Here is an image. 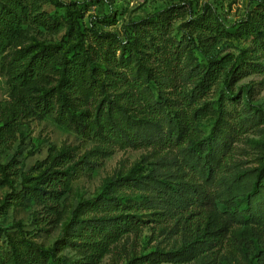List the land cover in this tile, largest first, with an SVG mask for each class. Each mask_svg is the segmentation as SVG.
<instances>
[{
	"label": "trees",
	"instance_id": "16d2710c",
	"mask_svg": "<svg viewBox=\"0 0 264 264\" xmlns=\"http://www.w3.org/2000/svg\"><path fill=\"white\" fill-rule=\"evenodd\" d=\"M37 11L34 1L0 0V69L9 85L8 98L0 109V143L15 138L20 121L53 113L55 123L95 144L77 159L75 147L53 149L47 162L37 167L36 176L21 175L19 191L7 194L0 213L8 204L35 203L39 230L48 232L62 219L60 202L80 170L90 176L97 161L126 148L150 147L154 155L175 150L177 155V173L171 184L155 177L144 181L132 172L118 174L98 196L78 203L51 251L7 233L9 251L0 255V264H47V252L71 248L78 255L74 264H99L124 236H138L146 224L159 222L161 212L153 209L154 198L176 208L193 204L195 195L209 198L208 184L226 166L228 145L237 129L222 100L209 134L201 137L199 125L208 112L202 100L227 65L226 99L235 97L230 87L235 80L249 73L264 75V62H260L264 58V0L254 1L233 33L248 40L249 46L236 55L208 58L203 66L170 36L172 20L182 16L180 7L165 8L132 23L124 40L92 29L78 33L69 56L59 45L29 36L33 27H52ZM183 26L204 57L227 34L217 16L206 9ZM255 112L259 120L264 118L263 111ZM260 146L252 185L247 189L235 180L228 192L230 199L234 190L242 193L240 198H225L227 209L221 213L185 211L180 218L190 238L187 243L171 253L159 250L133 257L128 264H159L161 255L174 264H207L209 252L224 246L234 218L259 215L252 204L264 194V140ZM13 160L0 165V182L14 174ZM150 210H154L153 217L143 219L140 213ZM247 264H264V250L256 246Z\"/></svg>",
	"mask_w": 264,
	"mask_h": 264
},
{
	"label": "rangeland",
	"instance_id": "374dc122",
	"mask_svg": "<svg viewBox=\"0 0 264 264\" xmlns=\"http://www.w3.org/2000/svg\"><path fill=\"white\" fill-rule=\"evenodd\" d=\"M32 1L37 5V12L46 17L48 22L52 23V27L49 29L33 27L29 36L43 43L59 45L67 56L72 52L71 47L78 33L92 29L114 33L124 40L125 34L131 32L132 23L165 8L180 7L182 16L172 20L170 36L176 42L185 45L193 54L195 62L203 66L208 58H219L226 54L236 55L240 49L249 46L248 40L237 38L233 33L255 0H58L60 4H55L53 0H28L29 3ZM205 9L217 16L227 33L218 38L207 57L199 52L196 40L192 41L189 38L183 26V23L195 19ZM260 62H264V58L260 59ZM227 68L228 65L202 100L208 112L199 125L201 137L209 134L216 119L218 103L222 100L225 101L223 109L229 115L230 123L237 129L233 133L232 142L228 145L226 166L214 182L208 184L209 198L203 199V195H195V202L186 204L183 208H176L173 204L154 198L153 209L161 212L159 222L146 224L138 236L131 233L124 236L99 264H128L133 257L155 254L159 250L164 253L176 251L190 240L183 230V218H180L184 216L185 211L206 209L224 212L227 209L224 199H230L228 192L231 191L235 180L247 189L252 185L257 158L261 153L260 145L264 140V118L259 120L255 112L256 110L264 112V75L249 73L235 80L230 86L235 97L226 99L224 78ZM8 92L6 76L0 69V109L8 98ZM94 144L92 140L55 123L53 113L42 119L20 121L17 124L15 138L0 143V165L14 159L12 164L16 166L14 174L8 181L0 182V203L11 190L19 191L22 174L36 176L39 173L37 167L47 162L53 149L58 150L63 146L75 147L77 159ZM175 156H177L175 150L162 151L154 155L150 147L126 148L97 161L98 164L90 176L86 170H80L70 183V191L60 202L62 219L48 232L39 230L40 226L35 221V212L39 208L37 204L30 203L24 207L6 205L0 213V255H6L9 251L6 243L7 233L22 236L51 251L54 241L62 236L63 227L72 218V212L78 203L98 196L105 190L106 184L118 174L123 176L132 172L140 175L144 181L155 177L171 184L170 181H174L177 173ZM43 168L44 165L41 169ZM234 191V198L230 201H236L242 195ZM252 208H255L259 215L249 214L242 219L234 218L225 236L224 246L209 252L205 259L209 261L207 264H247L256 246L264 250V194L252 204ZM154 210L141 212V217L152 218L153 215L150 213ZM47 256V264H74L78 258L77 253L71 248L52 254L47 252ZM161 257L159 264H174L166 260V256ZM181 264L195 263L189 261Z\"/></svg>",
	"mask_w": 264,
	"mask_h": 264
}]
</instances>
